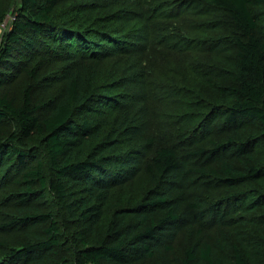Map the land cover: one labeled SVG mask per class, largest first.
Wrapping results in <instances>:
<instances>
[{"label":"trees","instance_id":"16d2710c","mask_svg":"<svg viewBox=\"0 0 264 264\" xmlns=\"http://www.w3.org/2000/svg\"><path fill=\"white\" fill-rule=\"evenodd\" d=\"M0 264H264V0H0Z\"/></svg>","mask_w":264,"mask_h":264},{"label":"built area","instance_id":"2783aa9c","mask_svg":"<svg viewBox=\"0 0 264 264\" xmlns=\"http://www.w3.org/2000/svg\"><path fill=\"white\" fill-rule=\"evenodd\" d=\"M16 18L15 15L9 14L8 18L4 21L2 24V29L7 30L8 28L11 27L12 21Z\"/></svg>","mask_w":264,"mask_h":264}]
</instances>
